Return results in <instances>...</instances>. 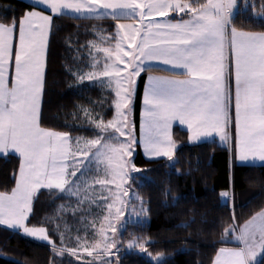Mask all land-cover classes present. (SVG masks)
Listing matches in <instances>:
<instances>
[{
	"label": "snow or ice",
	"instance_id": "snow-or-ice-1",
	"mask_svg": "<svg viewBox=\"0 0 264 264\" xmlns=\"http://www.w3.org/2000/svg\"><path fill=\"white\" fill-rule=\"evenodd\" d=\"M247 6L248 0H29L22 16L0 18V158L16 155L20 160L15 188L11 194L0 193V225L47 242L54 255H76L74 248L63 246V233L57 246L44 227H29L26 222L41 189L71 192L66 187L72 183L69 177H76L85 161L94 157L97 170L103 166L110 177L99 180L101 186L120 181L106 205L108 215L103 220L108 223L101 224L91 246L99 250L100 264H113L102 259L115 255L112 249L118 250V241L108 234L109 229L113 234L118 229L109 217L119 220L124 215L123 208L115 205H123L121 196L128 195L122 189L127 170L141 171L131 159L138 141L129 127L128 112L135 78L152 61L168 66L162 70L170 75L148 77L143 101L147 125L139 140L147 158L173 159L170 128L177 120L187 125L190 141L215 133L227 142L234 122L236 160L264 161V31L238 29L234 20L235 10ZM259 7L258 15L264 19V0ZM66 10L81 17H110L118 29L114 49L97 48L105 54L98 74L72 73L81 82L107 78L114 92L115 114L107 121H91L96 135L77 137L74 142L68 132L40 123L48 38L54 17ZM155 17H169L170 22L161 23ZM121 18L135 19L139 27L118 23ZM99 63L93 56L90 67L95 69ZM180 75L185 78H176ZM229 195L220 193L222 198ZM124 223L120 222L121 228ZM229 233L240 246L220 247L213 264H257L264 255V209L238 232L233 225L225 228L222 242ZM145 243L150 241L133 240L128 248L147 253ZM76 244L93 255L86 240L77 237ZM153 259L160 261L162 256Z\"/></svg>",
	"mask_w": 264,
	"mask_h": 264
},
{
	"label": "trees",
	"instance_id": "trees-1",
	"mask_svg": "<svg viewBox=\"0 0 264 264\" xmlns=\"http://www.w3.org/2000/svg\"><path fill=\"white\" fill-rule=\"evenodd\" d=\"M261 2L248 0L247 7L237 8L234 20L238 29L264 31V19L258 15ZM26 9L27 0H0V18H18ZM115 24L110 17H54L40 117L42 127L68 132L71 137H91L96 131L90 116L113 118L114 92L94 80L81 82L72 73L91 69L92 43L114 36ZM150 73L167 71L148 67L139 77L135 98L138 132L143 91ZM173 136L180 143L173 162L146 158L140 149L135 155V164L141 171L134 173L131 186L144 199L149 220L127 223L121 234L119 264H213L220 247L239 246L231 233L222 242L225 228L233 225L237 230L264 209V164L238 163L229 147L216 140L191 143L188 131L179 126L174 127ZM19 163L16 155L0 158V192L10 193L15 188ZM221 192L232 195L225 200ZM72 199L57 189H41L33 200L27 226L44 227L50 239L60 246L59 234L66 224L63 217L75 224L80 218L79 212L60 210L63 203ZM130 237L150 241L145 243L148 254L125 250L123 245ZM149 253L162 254L164 259L156 263ZM59 258L47 242L0 225V264H57ZM257 264H264V255Z\"/></svg>",
	"mask_w": 264,
	"mask_h": 264
},
{
	"label": "rangeland",
	"instance_id": "rangeland-1",
	"mask_svg": "<svg viewBox=\"0 0 264 264\" xmlns=\"http://www.w3.org/2000/svg\"><path fill=\"white\" fill-rule=\"evenodd\" d=\"M237 9L235 10L236 13ZM117 23V21H116ZM118 23H124V24H133L139 27V24L137 23V20H129V19H120ZM118 31V29L115 28L114 30V36H107V38H104L102 42H93L92 45H95V47H92L93 51V56H95L99 61V65L95 69H90L88 71H80L78 73H87L89 71H95L97 74L99 73L100 70H102L103 63H104V57L105 54L103 52L97 51V48H113L115 47V33ZM125 50H127L126 45H125ZM92 62V61H91ZM123 67V65H121ZM152 67V62H149L148 64L145 65V68ZM143 73V72H142ZM149 76H152V73L149 74ZM148 76V77H149ZM140 77V76H139ZM139 77L135 78L136 83H135V93L133 97V102L131 105V110L128 112V121H129V127L132 128L133 130V135L137 138V145L135 146L134 153L132 156V160L135 159V155L138 152V149H140L141 153L146 157V154L143 149V145L139 143L140 137L142 133L144 132L146 125H147V117L144 115L146 106L144 105V97L142 99V105H141V112H140V124H139V132L137 131V125H136V120H135V98H136V90H137V84ZM148 77L146 79L145 87H144V94L146 90V86L148 84ZM88 80V79H85ZM94 81H98L103 83L104 88H108L107 86V78L105 77H100L99 79H96ZM108 90H110L108 88ZM112 91V90H110ZM90 118L93 121H98L100 119H103L101 117H97V115L93 114L90 116ZM112 119V118H111ZM104 121H107L103 119ZM179 122L174 120L172 121L171 128H170V133L172 136V140L175 143V148L173 149V159L169 160L167 157H156V158H151V159H158V158H166L169 161L173 162L175 160V152L180 145L178 141L174 138L173 136V130L174 127L178 124ZM178 125H181L180 123ZM186 125V124H185ZM181 127V126H180ZM96 134H94L95 136ZM191 133L189 131L188 136H190ZM94 136L91 137H86V138H93ZM215 134L212 136L206 137V138H214ZM71 137V136H70ZM77 137H85V136H74L71 137L73 142ZM205 137H201L199 140L196 141H190L191 143H196V142H202ZM219 139V138H218ZM212 140V139H210ZM220 142H223L219 139ZM226 143V142H225ZM81 148H83V144L81 143L80 145ZM73 149H75V144L73 143ZM94 151V150H93ZM147 158V157H146ZM79 159H82V157H79ZM253 161H260L258 159L256 160H250L249 162ZM247 162V163H249ZM68 163L71 165L72 160L71 158L69 159ZM135 163V160H134ZM136 165V164H135ZM137 166V165H136ZM71 167L69 168V171H71ZM136 171H132L131 169L127 170V176L124 178L126 180V183L122 185V189L124 191L128 192L127 196H121V199L124 201V204L121 205L120 203H117L115 207H122L124 215L119 218V220L115 219L114 217L110 216L109 220L115 226L117 227L118 231L113 234L111 230H108V234L110 236H114V238L118 241V250L116 248L112 249V253H115V255L109 256V257H102V259H107L111 260L113 264H119L118 261V252H119V246L122 243L121 242V234L124 231L127 223H134V222H147L149 220L148 213H147V205L144 201V199L139 195L136 189H134L131 186V179ZM69 179L72 181L70 186L66 187H71V192L65 191L64 193L68 195L69 197H72L73 199L71 201H67L63 203V205L60 207V210L64 211L65 213L71 212H79L80 216L79 220L77 221V224H75L74 220L69 221L68 217L66 216L63 217L64 220L66 221V224L64 225L62 232L65 240L64 247L66 248H74L76 250V255H72L68 252H65L62 256L58 255L59 261L57 264H100V259L97 258V252L99 250L92 249V245L95 243V233L99 230L101 224L103 223L105 226L107 225L108 221H104L103 217L108 215V210H107V203L112 202V192H116L117 189L115 188V183H120L119 180H117L115 183L111 184H106L104 186H101L98 181L99 180H105V179H110V177H106L104 172H103V166H101L100 170H97L95 167V160L94 157H91L88 161H85V166L80 169V171L77 173L76 177H69ZM111 189V191H109ZM72 193H76L73 195ZM231 193L229 197H231ZM229 197L224 198L227 200ZM82 201V202H81ZM113 212L115 211V208L112 210ZM123 221L124 227L121 228L120 222ZM258 223V221H257ZM79 237L81 241H87L88 247L90 250L93 251L92 256H88L87 252L83 251V248L79 247L76 244V239ZM98 239V237H97ZM133 240H138L135 237H130L126 240L124 243L123 247L125 250H131V249H136L142 254H148L145 252H142L138 247L134 248H128L129 242ZM139 241V240H138ZM140 243H144L143 241H139ZM146 247V246H145ZM162 256V259H164V255L159 254ZM153 257L150 255V258L153 259ZM62 258H67L68 261L63 260ZM160 260V261H161ZM154 262L158 263L160 261H156L153 259Z\"/></svg>",
	"mask_w": 264,
	"mask_h": 264
},
{
	"label": "crops",
	"instance_id": "crops-1",
	"mask_svg": "<svg viewBox=\"0 0 264 264\" xmlns=\"http://www.w3.org/2000/svg\"><path fill=\"white\" fill-rule=\"evenodd\" d=\"M27 1H29V0H27ZM45 14H48V13H45ZM64 14H68V15H71V16H74V17H81V16H78L77 14H75V13H72V12H70V11H65L64 12ZM86 17V16H85ZM85 17H81V18H85ZM102 17H106V16H102ZM92 18H99V17H92ZM121 19H126V18H121ZM155 19H157V20H159V22H161V23H168V22H170V18L169 17H164V18H161V17H155ZM175 19H179V17H175ZM45 27H47V26H45ZM246 31V30H245ZM253 32H257V31H253ZM49 38H50V34H49ZM49 38H48V46H47V51H46V64H47V56H48V47H49ZM14 43H15V41H14ZM91 58H92V55H91ZM92 64V63H91ZM152 67H155V68H162V69H165V68H167L168 66H166V65H163V64H159L158 62H155V61H152ZM91 69H93V68H91ZM180 71H182V70H180ZM45 72H46V69H45ZM151 74V73H150ZM168 75H170V73L169 72H167V73H152V76H168ZM149 76V75H148ZM176 78H180V79H183V78H185L184 76H182V75H180V76H178V77H176ZM44 82H45V77H44ZM98 82V81H97ZM99 84H101L102 86H103V83H101V82H98ZM105 86V85H104ZM106 89H108V88H106ZM43 95H44V90H43V94H42V101H41V108H40V117H41V110H42V103H43ZM143 97H144V92H143V96H142V99H143ZM233 120H234V111H233ZM177 121V120H176ZM179 124V123H178ZM176 125V126H181V128H183V129H186L187 131H188V133H189V130H188V128H187V125ZM42 127V126H41ZM229 133H230V135H229V140L225 143V142H220L219 141V134H215V136H214V138H204V140L203 141H206V140H210V139H212V140H216V141H218V142H220L222 145H224V146H227V147H229V149H230V151L233 153V156H234V159H235V161L236 162H238L237 160H236V158H235V156H236V154H235V151H234V146H235V126H234V122H233V124H231L230 125V128H229ZM196 143H198V142H196ZM249 162V161H248ZM238 163H240V162H238ZM245 164H264V161H253V162H249V163H245ZM0 193H4V192H0ZM8 194H11V192L10 193H8ZM261 212V211H260ZM255 216V215H254ZM252 219V218H251ZM250 219V220H251ZM249 221V220H248ZM247 221V222H248ZM259 222V221H258ZM246 224V222L243 224V225H241V226H238V228H237V232L239 231V228L240 227H243L244 225ZM240 246V245H239ZM234 247H238V246H234ZM234 247H227V248H234ZM262 256H260V257H258V259H257V262L260 260V258H261Z\"/></svg>",
	"mask_w": 264,
	"mask_h": 264
}]
</instances>
